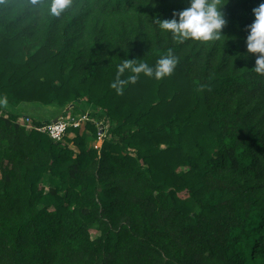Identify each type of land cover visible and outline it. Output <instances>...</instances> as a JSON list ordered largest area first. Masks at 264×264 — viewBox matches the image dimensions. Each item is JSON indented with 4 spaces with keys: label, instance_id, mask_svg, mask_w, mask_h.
I'll list each match as a JSON object with an SVG mask.
<instances>
[{
    "label": "trees",
    "instance_id": "1",
    "mask_svg": "<svg viewBox=\"0 0 264 264\" xmlns=\"http://www.w3.org/2000/svg\"><path fill=\"white\" fill-rule=\"evenodd\" d=\"M262 2L220 0L223 37L181 43L154 20L190 0H72L59 17L0 0V100L89 104L108 126L99 148L79 129L54 142L0 106V264H264V73L246 48ZM169 49L167 77L118 73Z\"/></svg>",
    "mask_w": 264,
    "mask_h": 264
},
{
    "label": "clouds",
    "instance_id": "2",
    "mask_svg": "<svg viewBox=\"0 0 264 264\" xmlns=\"http://www.w3.org/2000/svg\"><path fill=\"white\" fill-rule=\"evenodd\" d=\"M40 7L44 8L47 15L59 17L72 7V0H35ZM224 4L220 0H190L189 6L179 13H173L172 19H155L161 33H168L174 40L184 42L185 40L209 42L217 41L222 36V29L226 26V19L222 11ZM254 20L248 27L246 37V48L250 54H259L254 67L257 73H264V2L253 10ZM177 58L169 49L163 55L155 67L146 63L133 64L127 59L118 66V73L122 74L129 70L132 74L128 76V82L135 83L139 75L143 73L147 77L160 80L172 74Z\"/></svg>",
    "mask_w": 264,
    "mask_h": 264
},
{
    "label": "built area",
    "instance_id": "3",
    "mask_svg": "<svg viewBox=\"0 0 264 264\" xmlns=\"http://www.w3.org/2000/svg\"><path fill=\"white\" fill-rule=\"evenodd\" d=\"M90 115V113L85 111L78 115H73L72 113L61 114L54 120H48L47 123L42 122L40 126H34L31 116L23 115L19 122L26 129L36 130L54 142H60L67 137L68 129H84L87 123H94L98 127V142L95 148H99L107 126L103 127L102 123L91 119Z\"/></svg>",
    "mask_w": 264,
    "mask_h": 264
},
{
    "label": "rangeland",
    "instance_id": "4",
    "mask_svg": "<svg viewBox=\"0 0 264 264\" xmlns=\"http://www.w3.org/2000/svg\"><path fill=\"white\" fill-rule=\"evenodd\" d=\"M78 107H79V105H78ZM67 108H69V105L66 107V108H64V109H67ZM72 109V108H71ZM71 109H67V110H65L63 113H72L73 115H78L79 113H82V111L83 110H85V111H87L88 113H91L92 111H90V110H86V109H83L81 112H76V110L75 109H73V110H71ZM43 111L44 109H42L40 106H37V105H28V106H22V107H20L19 109H18V111H15V112H18L19 114H21L22 116L23 115H26V114H29L30 116H32L33 118H35V119H37V120H41V119H45L46 118V116L41 112V111ZM8 111H11V112H14L13 110H11V109H8ZM96 112H98V110H96ZM62 113V114H63ZM98 118L96 119V121L98 122V123H102V124H104V126L106 127L107 126V121H105V119H104V117H100V116H97ZM47 121H48V119H46ZM103 126V125H102ZM107 128H108V126H107ZM106 128V129H107ZM79 131H80V133L81 134H83L85 137H89V139H88V146L89 147H96L97 146V142L98 141H96V139L95 140H93V139H90V137H92L91 136V134H90V132L86 129H79ZM73 137V134H68V138H72ZM107 139H110V136H107ZM97 231H96V227L95 226H92V228H91V237L92 238H94L96 235H97V233H96Z\"/></svg>",
    "mask_w": 264,
    "mask_h": 264
},
{
    "label": "crops",
    "instance_id": "5",
    "mask_svg": "<svg viewBox=\"0 0 264 264\" xmlns=\"http://www.w3.org/2000/svg\"><path fill=\"white\" fill-rule=\"evenodd\" d=\"M28 105H37V106H40L42 109H44L43 111H41L45 116L46 118L45 119H48V120H54L56 119L57 117H59L65 110L67 109H62V108H59L57 106H54V105H50V106H44V105H41V104H37V103H32V104H21L19 106H17L16 108H12L10 106H8L6 103H4L2 100H0V106L2 108H4L5 110H8V109H11L13 110L14 112L15 111H18V109L22 106H28ZM71 106V105H69ZM79 108L81 109H86V110H90L92 111L90 114H93V113H96V109L93 105H89V104H83L82 106H80ZM71 109V108H70ZM85 111V110H83ZM87 112V111H85ZM28 116H30L29 114H26ZM32 117V116H31Z\"/></svg>",
    "mask_w": 264,
    "mask_h": 264
},
{
    "label": "water",
    "instance_id": "6",
    "mask_svg": "<svg viewBox=\"0 0 264 264\" xmlns=\"http://www.w3.org/2000/svg\"><path fill=\"white\" fill-rule=\"evenodd\" d=\"M77 103L79 104L80 103V101H77ZM72 107V105L71 106H69V108H67V109H70Z\"/></svg>",
    "mask_w": 264,
    "mask_h": 264
}]
</instances>
